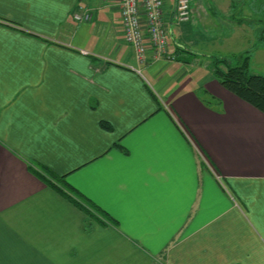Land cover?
Listing matches in <instances>:
<instances>
[{
  "label": "crops",
  "instance_id": "obj_1",
  "mask_svg": "<svg viewBox=\"0 0 264 264\" xmlns=\"http://www.w3.org/2000/svg\"><path fill=\"white\" fill-rule=\"evenodd\" d=\"M119 1L0 0V264H264V113L212 56L171 58L192 49L177 0L168 54L147 39L138 63ZM30 165L113 221L89 227Z\"/></svg>",
  "mask_w": 264,
  "mask_h": 264
},
{
  "label": "rangeland",
  "instance_id": "obj_2",
  "mask_svg": "<svg viewBox=\"0 0 264 264\" xmlns=\"http://www.w3.org/2000/svg\"><path fill=\"white\" fill-rule=\"evenodd\" d=\"M193 1L194 12L185 30L186 37L191 36L192 50L211 58L229 57L236 64L241 62L242 56L249 55L250 72L264 75V0H230L234 7L228 10L224 7L226 0ZM205 14L220 26L206 23L203 20ZM247 16L258 19V23L234 24V18L245 19Z\"/></svg>",
  "mask_w": 264,
  "mask_h": 264
},
{
  "label": "trees",
  "instance_id": "obj_3",
  "mask_svg": "<svg viewBox=\"0 0 264 264\" xmlns=\"http://www.w3.org/2000/svg\"><path fill=\"white\" fill-rule=\"evenodd\" d=\"M193 2L192 0V6L194 5ZM175 54V56L171 55V58L189 63L190 57H194L198 53L190 48L177 45ZM211 73L222 86L264 113V75L250 72L249 55L242 56L241 62L237 64L229 57L215 56L211 58ZM29 169L47 185L58 190L82 209L89 217V227L95 222L105 224L102 217L113 221L105 211L92 204L90 200L68 184L65 176L53 174L45 166H41L37 170L30 165Z\"/></svg>",
  "mask_w": 264,
  "mask_h": 264
},
{
  "label": "built area",
  "instance_id": "obj_4",
  "mask_svg": "<svg viewBox=\"0 0 264 264\" xmlns=\"http://www.w3.org/2000/svg\"><path fill=\"white\" fill-rule=\"evenodd\" d=\"M164 0H120L119 6L124 25L125 39L133 48L138 63L147 59L149 39L157 57L168 54L170 28L166 20ZM192 0H177L173 22L182 24L192 17ZM90 12L77 14L76 19L89 20ZM219 177V176H218Z\"/></svg>",
  "mask_w": 264,
  "mask_h": 264
}]
</instances>
